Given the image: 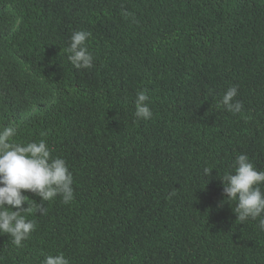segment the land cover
Wrapping results in <instances>:
<instances>
[{
    "label": "trees",
    "instance_id": "obj_1",
    "mask_svg": "<svg viewBox=\"0 0 264 264\" xmlns=\"http://www.w3.org/2000/svg\"><path fill=\"white\" fill-rule=\"evenodd\" d=\"M75 30L91 68L67 58ZM232 86L239 113L217 106ZM6 125L66 160L74 199L28 214L20 247L0 234V264H264V231L236 221L220 177L240 154L264 170V0H0Z\"/></svg>",
    "mask_w": 264,
    "mask_h": 264
},
{
    "label": "clouds",
    "instance_id": "obj_2",
    "mask_svg": "<svg viewBox=\"0 0 264 264\" xmlns=\"http://www.w3.org/2000/svg\"><path fill=\"white\" fill-rule=\"evenodd\" d=\"M90 32L75 30L70 35L68 60L76 69L93 67L94 55L89 50ZM238 94L236 86L229 87L218 101L217 106L231 113H239L242 102L234 98ZM146 91H139L134 101V116L149 120L153 113L148 106ZM17 133L15 126L6 125L0 129V234H9L12 243L20 247L22 241L30 238L36 230V223L27 215L39 212L45 215V202L60 196L62 203L74 199L73 174L66 160L53 157L44 139L27 143L13 140ZM214 167H205L204 175ZM223 192L228 202L235 201L232 208L236 221L244 223L258 220V227L264 231V170H257L246 154L238 155L232 164V171L220 176ZM31 192L41 198L36 203L23 192ZM27 207H23L24 204ZM15 209V210H13ZM41 264H69L64 253L45 255Z\"/></svg>",
    "mask_w": 264,
    "mask_h": 264
}]
</instances>
